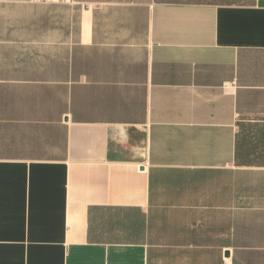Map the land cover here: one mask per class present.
<instances>
[{
  "label": "crops",
  "instance_id": "0c3cea01",
  "mask_svg": "<svg viewBox=\"0 0 264 264\" xmlns=\"http://www.w3.org/2000/svg\"><path fill=\"white\" fill-rule=\"evenodd\" d=\"M0 264H264V0H0Z\"/></svg>",
  "mask_w": 264,
  "mask_h": 264
},
{
  "label": "rangeland",
  "instance_id": "374dc122",
  "mask_svg": "<svg viewBox=\"0 0 264 264\" xmlns=\"http://www.w3.org/2000/svg\"><path fill=\"white\" fill-rule=\"evenodd\" d=\"M211 1H222V0H211ZM252 0H232L234 3H240V4H246V3H251Z\"/></svg>",
  "mask_w": 264,
  "mask_h": 264
}]
</instances>
